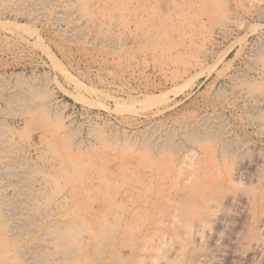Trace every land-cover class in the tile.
Here are the masks:
<instances>
[{"label":"rangeland","instance_id":"1","mask_svg":"<svg viewBox=\"0 0 264 264\" xmlns=\"http://www.w3.org/2000/svg\"><path fill=\"white\" fill-rule=\"evenodd\" d=\"M0 264H264V0H0Z\"/></svg>","mask_w":264,"mask_h":264}]
</instances>
